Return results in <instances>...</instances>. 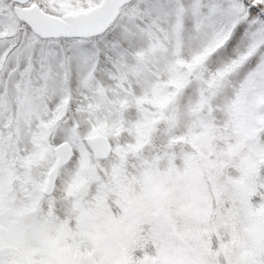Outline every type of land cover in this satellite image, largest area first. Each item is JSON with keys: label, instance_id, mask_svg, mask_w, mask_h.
<instances>
[{"label": "snow or ice", "instance_id": "obj_1", "mask_svg": "<svg viewBox=\"0 0 264 264\" xmlns=\"http://www.w3.org/2000/svg\"><path fill=\"white\" fill-rule=\"evenodd\" d=\"M0 264H264V0H0Z\"/></svg>", "mask_w": 264, "mask_h": 264}]
</instances>
